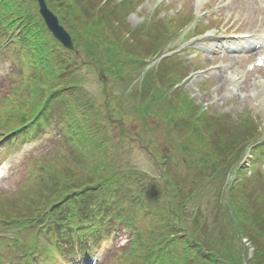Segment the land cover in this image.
Instances as JSON below:
<instances>
[{"label": "rangeland", "instance_id": "374dc122", "mask_svg": "<svg viewBox=\"0 0 264 264\" xmlns=\"http://www.w3.org/2000/svg\"><path fill=\"white\" fill-rule=\"evenodd\" d=\"M47 1L50 7L55 6L52 5V0ZM53 1L59 3L58 7L62 8L59 13L73 11L81 15L82 18L78 20V24H81L83 19L95 21L96 18L100 17L93 15L92 11L99 10L100 15L104 17L102 9L96 7L97 4L99 6L101 0ZM220 1L216 0V2ZM212 2L209 0H186L185 3L184 0L166 2L161 0H106L105 4L100 6L105 9L106 13L112 12V19L117 18L119 20L117 23L109 24L112 30L117 27L116 24H130L131 26L143 24L145 31L153 25L148 33L150 37L154 41L158 40L163 43L162 52L174 49L177 54L170 60L175 62L174 70L183 71L185 69L184 72L186 73L199 68L196 66L205 67L213 63V66L216 67L221 63L234 62L233 59H230L229 62L223 60L220 54L216 56L208 54L209 51L204 48L205 44L200 42L198 38H191L195 17L201 18L207 9L217 17L202 21L200 27L214 25L215 30H221L227 20L234 23L235 19L242 22L244 25L242 29L244 30L254 28L256 19L260 18V13L249 9H238L237 6L234 9L228 8L229 10L227 9L217 15L220 3L212 5ZM25 4L32 8L31 15H33L36 12V4ZM179 5H181L180 9H178ZM8 8H12V6ZM6 10L3 7V1L0 0V18ZM180 11L181 13H175ZM228 12H230L229 17ZM183 18H186V21H183L186 23L181 24L176 29ZM40 26L43 27L41 22ZM42 31H44L41 32L42 39H45L42 41L43 59L47 62L48 69L55 71V69L60 68L61 77L65 75L74 76H71L70 81L76 84L75 80H77L82 89L77 100L92 101L96 115L82 114L76 107L75 100L70 101V98L60 96L66 88V86L56 88L60 79L51 77L44 80L41 75L43 67L39 66L35 69L29 67L31 58L38 54L37 48L31 49L23 46L22 49H19L15 48V44L13 47H7L4 51L0 50V59L3 58L2 61H5L4 65L8 72L5 78L0 79V124L3 125L7 122V129L4 130L0 127L1 139H7L8 131L16 128L13 126L18 124L15 113L21 112V110L16 104L20 107L22 105L26 109L31 107L37 109L40 101L47 95H50L49 99L55 100L51 106L54 108L52 110L53 116L49 117L46 122L50 123L56 120L57 123V126L52 130L51 140H46L43 135L33 140L35 136L29 137L30 135L23 132L19 135L16 133L15 137L19 136L15 140L18 141L16 144L10 141L11 137H9L5 141L9 146L0 145V163L11 154L19 156L18 165L13 166L0 179V225H2L0 234L1 232L9 233L0 235V264H56V262L66 264L65 257L55 260L50 257L52 247L58 244L62 238L60 230L69 225H58L57 227L55 224H50V221L42 223L41 220H36L32 223L31 228L22 229V226L32 222L31 218L37 210L41 211V205L47 202L45 200L46 193L53 197L48 205H44V209H46L44 215H51L53 212L63 209L66 200L71 199V195L64 190L63 186L79 188L81 186L72 185L77 179H82L86 184L95 185L97 181L102 180L101 185H104L107 178L104 171H99L106 166L102 161L113 166L116 162L124 164L127 175L124 180L126 183H119L117 188H111L110 193L105 192L108 182L101 189L95 186L98 191L92 187L94 195H97L89 200L92 208L98 211L107 210V216L113 217L116 223H118L117 220L121 221L118 229L104 232L105 235L109 236L103 240L105 249L99 264H158L157 257L162 255L167 244L176 255L182 254L179 264L183 262L200 264L201 261L198 256L197 258L192 257L194 255L193 248L184 244L185 239L187 240L190 235L183 228L188 226L191 227L189 231L192 229L193 235L191 236L193 238L190 237V239L192 238L191 243L194 246L199 245V243L202 246L206 244L204 248L209 251L210 247L213 246L218 257L232 260L236 264H248L247 259L244 258L248 255L251 245L255 244L254 241L264 252V211H260L264 207H259L257 212H255L256 208H251L260 196H264V191L257 189V187L264 186L258 180L255 183L252 176L248 177V169L258 172L261 168V162H264V156L261 152H259L261 159L255 160V165L252 164L253 167L250 168L248 166L253 161L251 160L253 155H250V158L247 149L243 158V153L238 154V158H240V161H236V163L240 162L238 167L247 169V173L243 174L240 180H238L240 177L238 172L230 173L223 167L214 176V179H208L207 182L203 169L196 159V139L191 141L188 137L189 132L181 129L177 123L180 114L173 125L167 124L161 115L160 109L168 100V97L162 93H167L168 89L162 91L164 88L159 90V87H155L156 91L150 90L149 96L146 94L147 87L144 86L146 83L144 80L155 79V76H160L161 72L158 70L159 63L155 59V53H149L147 59L139 62L130 74L126 73L130 68L129 65H118L119 77L109 78L107 72L101 67L96 69H91L92 66H90L91 68L86 67L82 51L73 54L72 51L63 49L55 39L50 37L47 34L49 32L44 27ZM184 42L186 43L185 47L182 45ZM190 45L193 48L186 51ZM197 49L202 52L200 57L197 56L199 58H195ZM178 50L183 51L179 52ZM138 54H142V52L138 51ZM121 56H124L123 52H121ZM212 57L215 60H212ZM124 60L125 58L119 63L124 62ZM99 62L96 61L97 64ZM235 63L208 78L190 79L191 81L183 86V90L187 91L200 104L204 101L211 104L209 108L211 113H229L230 115L247 113L264 128V70H255L246 74L245 61L240 60L239 64ZM103 64L109 67L106 62ZM193 65L195 67H192ZM31 72H35V74H31ZM218 73L221 77L228 74L234 78L239 77L241 73L248 75V77L246 81L234 85V91L227 98L223 96V92L231 85L227 81L219 80ZM209 80L210 82H208ZM148 83L149 87L155 86L152 81ZM206 83L208 84L206 85ZM32 85L34 95L30 93ZM203 94L206 95V98ZM75 97L71 96V98ZM151 97L150 103L148 101ZM143 99V102L146 101L147 103V109L151 110L147 117H143L142 113L143 110H146L144 103H136L132 107L126 106L132 102H141ZM87 105L89 106V104ZM117 108L118 110H116ZM167 112L172 113L170 108L167 109ZM192 118L195 119L196 117ZM10 124L13 128L9 126ZM195 125L198 124L195 123ZM27 126L32 129L37 124L30 122V124L25 123L21 127ZM45 126L47 125L40 124L39 128L42 129ZM100 127H103L110 137L108 145L111 146L113 154L118 156L113 159V162L110 156L111 150L103 154L100 153V144L106 143L102 136L97 135ZM167 132L169 137L165 136ZM120 133L123 134L122 140H120ZM152 134L154 135L155 156L150 147L144 146L143 141H140V137ZM77 135H79L78 138H76ZM262 136H264V131ZM132 141H136L134 145ZM28 147H33V149L29 151ZM24 149H26L25 154L30 153L23 155ZM262 149L264 151V146ZM158 152L159 155H157ZM75 153L81 156L86 155V158H78L73 155ZM163 155L168 160L163 161L162 158L158 161V156ZM164 163L166 165H163ZM117 169L122 170V168ZM97 171L100 173L98 174ZM95 172L97 174H94ZM161 173L168 175L171 184L164 183ZM223 174L228 175L227 179L223 177L226 181L223 186H231V188L228 192L224 191L221 197L225 210L219 213L216 207V199L219 201L218 186ZM115 175L113 173V177ZM260 177L264 182V171ZM191 178H197L204 184L198 187L199 194L192 195L186 200L183 196L188 194L193 187L188 183ZM212 184H215L216 187L212 188ZM143 185L145 188L141 189ZM149 186H151L150 191H148ZM153 187L155 188L153 189ZM174 187L182 188L181 191L175 193L178 199L176 202L170 203L169 201L167 203L168 197L173 195ZM86 189L90 188L85 187ZM46 197L49 196L46 195ZM58 197H60V201L50 206L58 201ZM228 197H231V202ZM100 201L104 202L103 206L101 208L96 207V202ZM174 206L178 209V213L173 211ZM197 214L198 223L201 222L202 224L192 225L190 219ZM250 215V221H247ZM5 221H11L14 225L8 227ZM70 224L73 225L74 222L71 221ZM48 225L50 227H47ZM131 225H137L138 229L134 232L130 229ZM11 230L16 231V233H10ZM238 234L242 236L239 237ZM142 236L154 241L150 248V257L147 259L141 254L146 250H136L138 248L136 238L140 239ZM243 238L249 243L248 247L244 245ZM98 241L101 243V239L95 242V247ZM174 242H177V245ZM139 245L141 244L139 243ZM175 247H178V250H175ZM164 253L167 255L168 250L166 249ZM207 256V253L201 254L204 259ZM170 257L173 256H167L168 259ZM213 264L218 263L214 262ZM253 264H261V261H256Z\"/></svg>", "mask_w": 264, "mask_h": 264}, {"label": "trees", "instance_id": "16d2710c", "mask_svg": "<svg viewBox=\"0 0 264 264\" xmlns=\"http://www.w3.org/2000/svg\"><path fill=\"white\" fill-rule=\"evenodd\" d=\"M181 255H182V254L177 255V256L175 257V259H173V260L171 261V264H178ZM182 264H184V263H182Z\"/></svg>", "mask_w": 264, "mask_h": 264}, {"label": "bare ground", "instance_id": "6f19581e", "mask_svg": "<svg viewBox=\"0 0 264 264\" xmlns=\"http://www.w3.org/2000/svg\"><path fill=\"white\" fill-rule=\"evenodd\" d=\"M234 1H235V0H234ZM236 4L243 5L242 1H240V0H239V2H236ZM236 4H235V5H236ZM231 9H232V8H231ZM229 29H230V28H229ZM229 31H231V30H228V31L226 30V32H229ZM263 35H264V33H261V35L259 36V38L262 37Z\"/></svg>", "mask_w": 264, "mask_h": 264}, {"label": "water", "instance_id": "95a60500", "mask_svg": "<svg viewBox=\"0 0 264 264\" xmlns=\"http://www.w3.org/2000/svg\"><path fill=\"white\" fill-rule=\"evenodd\" d=\"M41 11H42V12H45V9H44V6H43L42 3H41Z\"/></svg>", "mask_w": 264, "mask_h": 264}]
</instances>
